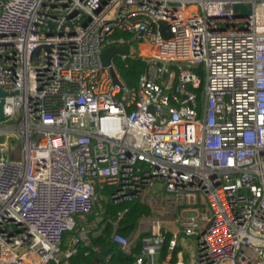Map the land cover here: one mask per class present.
<instances>
[{
	"label": "built area",
	"instance_id": "2783aa9c",
	"mask_svg": "<svg viewBox=\"0 0 264 264\" xmlns=\"http://www.w3.org/2000/svg\"><path fill=\"white\" fill-rule=\"evenodd\" d=\"M0 89V264H69L105 197L179 227L162 254L161 220L118 213L133 264H264V0H0Z\"/></svg>",
	"mask_w": 264,
	"mask_h": 264
},
{
	"label": "trees",
	"instance_id": "16d2710c",
	"mask_svg": "<svg viewBox=\"0 0 264 264\" xmlns=\"http://www.w3.org/2000/svg\"><path fill=\"white\" fill-rule=\"evenodd\" d=\"M164 37H168V34L165 33ZM113 61L115 69L125 85L128 88L135 87L138 83L140 75L145 70L144 63L137 57H128L123 61L120 60L119 57H114ZM103 206L105 212L102 215L100 225L108 222V220L117 219V214L122 213L115 230L123 236H129L136 229L139 219L150 215L152 212L151 208L139 199L126 200L120 204H113L105 198L103 200ZM113 231V227L107 223L103 234H100L97 237L89 235L88 245L85 246L83 243L80 244L77 254L68 260L69 264H133V255L139 253L141 247L140 242L137 241L136 245L132 247L130 255L126 254L119 246L113 244L107 238V236H109L110 233L112 234ZM72 235H74V231L67 232L63 235L61 243L62 249L65 248L66 239ZM170 239V236L167 235L162 254L166 253L168 241ZM92 246H99L100 252H93L91 250ZM107 249V254L105 256H101L100 253Z\"/></svg>",
	"mask_w": 264,
	"mask_h": 264
},
{
	"label": "crops",
	"instance_id": "0c3cea01",
	"mask_svg": "<svg viewBox=\"0 0 264 264\" xmlns=\"http://www.w3.org/2000/svg\"><path fill=\"white\" fill-rule=\"evenodd\" d=\"M156 185H157L156 186V190H157L160 187V184H156ZM156 190L150 191L149 192V196L156 195V196H160L161 197L162 192L160 193L159 190H157V191ZM148 206L151 208V211H152L151 214L148 215V216H150L152 219L161 220L163 222V226H164L165 230L167 231V235H169L170 238H172L174 235H176L177 238H178V236H179V234H178L179 233V227L174 222V218L173 217H166L165 215H163V213H162V211L160 209L161 208V204L160 203H156V204H154L153 207H151L150 205H148ZM101 221H102V216L100 218H96L93 215H91V216L89 215L88 217H86L85 219H83L81 222L78 223V226H77L76 230L74 231V235L77 234V231L79 229L84 228L86 230V234L87 235H86V244L84 242H83V244L85 246H87L88 243H89V235H92L93 237H97L100 234H103V231L106 228V224L107 223H109L111 225V222H110L111 220H108V222L100 225ZM133 232L131 234H133ZM104 236H105V234H104ZM110 237H111V233H110L109 236H107V238L110 240ZM68 238H70V237H68ZM67 239H66V241H67ZM66 241H65V244H66ZM136 243H137V241H136ZM182 243L183 244L186 243L187 245L191 244V242H189L186 238L184 239V241ZM65 248H66V245H65ZM105 251L108 252V249L105 250ZM99 252H100V250H99ZM102 252H104V251H102ZM107 252L105 253V255L107 254Z\"/></svg>",
	"mask_w": 264,
	"mask_h": 264
},
{
	"label": "water",
	"instance_id": "95a60500",
	"mask_svg": "<svg viewBox=\"0 0 264 264\" xmlns=\"http://www.w3.org/2000/svg\"><path fill=\"white\" fill-rule=\"evenodd\" d=\"M238 9L245 10V13L247 15L250 13V7L249 6H245V7H243L241 5L234 6V11H237ZM37 53H38V51L36 52V54ZM127 53H128L127 47H110V48H107L101 52V54H100L101 63L104 67L109 68L113 78H115V75H114L113 70L111 68L112 59H114V57L116 55H122V54H127ZM114 82H116V79H114ZM5 96H6V93L0 89V121H2L4 119L3 105H4V97ZM164 110L166 111V109H164ZM106 252L107 251L102 252L101 255L104 256Z\"/></svg>",
	"mask_w": 264,
	"mask_h": 264
},
{
	"label": "rangeland",
	"instance_id": "374dc122",
	"mask_svg": "<svg viewBox=\"0 0 264 264\" xmlns=\"http://www.w3.org/2000/svg\"><path fill=\"white\" fill-rule=\"evenodd\" d=\"M0 140L3 141V142H5V143L8 142L7 145H10V144H9L10 141H8V139H6V138H4V137H1ZM10 146H11V145H10ZM19 150H20V147H19V145L16 144V145L12 148V153H14L15 155H17V154L19 153ZM156 186H157V185H155L153 188H156ZM189 240H190V239H189ZM189 240H188V241H189ZM190 241H191V240H190ZM190 241H189V242H190ZM192 249H193V248L190 247V248H189V251H191Z\"/></svg>",
	"mask_w": 264,
	"mask_h": 264
}]
</instances>
